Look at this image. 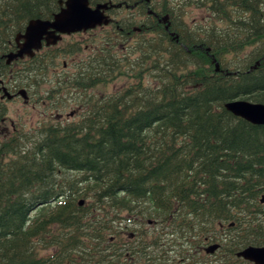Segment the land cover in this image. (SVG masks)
Segmentation results:
<instances>
[{
    "label": "trees",
    "instance_id": "1",
    "mask_svg": "<svg viewBox=\"0 0 264 264\" xmlns=\"http://www.w3.org/2000/svg\"><path fill=\"white\" fill-rule=\"evenodd\" d=\"M58 1L0 0V39ZM88 1L124 7L139 60L114 56L122 37L110 33L94 85L105 66L110 83L132 80L93 98L79 123L0 144V264H208L209 243L216 264H243L237 253L264 246V125L224 105L264 104V0ZM145 6L168 18L155 40ZM193 9L202 17L187 22Z\"/></svg>",
    "mask_w": 264,
    "mask_h": 264
},
{
    "label": "flooded vegetation",
    "instance_id": "2",
    "mask_svg": "<svg viewBox=\"0 0 264 264\" xmlns=\"http://www.w3.org/2000/svg\"><path fill=\"white\" fill-rule=\"evenodd\" d=\"M63 7L64 4L60 5L58 2V8L52 16L42 20L53 22L54 16ZM123 9V6H119L108 10L106 14L111 22L103 27L69 34L55 32L50 27L40 32L34 30L33 38L30 39L22 56L16 55L25 44L28 28L15 36L9 35L8 38L0 39V144L15 133L32 136L43 132L50 125L58 127L79 123L93 98L110 93L109 79L108 77L105 79V75H108L107 66L102 68L103 79L94 85V75L100 73L97 65L100 58L98 55L107 54L110 44L113 43L110 33L118 32L122 37L120 45L114 51V56H117L124 65H128L133 59L139 60L141 53V50L133 52L135 48L133 32L140 33L136 24H125L128 22L123 23L118 18ZM139 9L140 7L134 5L130 10L139 13ZM149 11L147 9L145 15L151 17L149 28L155 40L157 26L160 25L165 30L166 21H161L162 18L159 19L153 12L149 14ZM134 16H139V19L145 18L136 14ZM168 35L171 42L179 44L178 36H173L172 33ZM130 71L131 69H128L126 74ZM127 77L131 79L123 77L125 82L122 86L132 80L130 73ZM217 224L218 229L222 228L220 222ZM152 225L153 223L148 220L145 226ZM123 234L127 245L135 239L134 234H130L129 231ZM220 236V231L214 233V237ZM211 244L215 243L207 245ZM198 250L200 253L199 248ZM206 258L208 264H216L218 261L216 255H208ZM241 261L244 262L243 264H255L242 259ZM183 264L190 263L187 259H183Z\"/></svg>",
    "mask_w": 264,
    "mask_h": 264
},
{
    "label": "water",
    "instance_id": "3",
    "mask_svg": "<svg viewBox=\"0 0 264 264\" xmlns=\"http://www.w3.org/2000/svg\"><path fill=\"white\" fill-rule=\"evenodd\" d=\"M142 1L149 3L151 0ZM59 4H64V7L54 16L53 22L39 19L31 20L27 28L29 29L33 23H37L45 25L42 29L50 26L55 32L69 34L107 26L111 20L106 14V11L120 6L113 5L112 3H103L91 7L88 0H65V2L59 1ZM57 17H59V21L55 23ZM167 19V16L163 17L164 22L167 21ZM37 42H39V39H37ZM24 53L25 49L19 51L16 56H22ZM216 70H218L217 65ZM224 109L235 117L241 118L248 123L258 126L264 125V104L252 103L245 100H234L227 102L224 105ZM260 203H264V196L260 200ZM218 249V244L210 245L205 249V253L214 254ZM237 257L255 264H264V247L249 246L239 252Z\"/></svg>",
    "mask_w": 264,
    "mask_h": 264
},
{
    "label": "rangeland",
    "instance_id": "4",
    "mask_svg": "<svg viewBox=\"0 0 264 264\" xmlns=\"http://www.w3.org/2000/svg\"><path fill=\"white\" fill-rule=\"evenodd\" d=\"M202 14L196 10V9H193V10H187V17L185 18V20L187 22H190V21H197V20H200L201 19V16ZM119 19H122L123 18V15H119L118 16ZM125 82V79L123 77H118V78H115L111 83L110 85L108 86V91L109 92H112V91H116L118 90L121 86H122V83ZM32 117H29V119H31ZM29 122V121H28ZM175 253L176 252H171L170 251V256H171V259H174L175 261ZM176 264H183V259L181 257H177L176 259Z\"/></svg>",
    "mask_w": 264,
    "mask_h": 264
},
{
    "label": "bare ground",
    "instance_id": "5",
    "mask_svg": "<svg viewBox=\"0 0 264 264\" xmlns=\"http://www.w3.org/2000/svg\"><path fill=\"white\" fill-rule=\"evenodd\" d=\"M58 21H59V17H57L55 23H57ZM44 26H45L44 24L33 23V24L29 27V29H28V31H27V35H26V37H25V44L21 47V49H20L21 51L24 50V49L26 48V46H27L28 43L30 42V39L33 38V34H32V32H33L34 30L40 32L41 29H42ZM48 27H50V26H48Z\"/></svg>",
    "mask_w": 264,
    "mask_h": 264
}]
</instances>
